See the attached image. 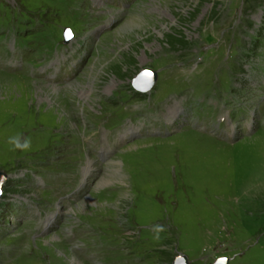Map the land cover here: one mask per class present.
Instances as JSON below:
<instances>
[{
  "label": "rangeland",
  "instance_id": "1",
  "mask_svg": "<svg viewBox=\"0 0 264 264\" xmlns=\"http://www.w3.org/2000/svg\"><path fill=\"white\" fill-rule=\"evenodd\" d=\"M112 1L0 0V264H264V103L246 126L235 99L264 93V0ZM66 29L80 64L49 83L39 60L66 50ZM72 50L49 65L67 71ZM147 69L155 84L137 89ZM125 92L143 128L160 124L151 101L171 118L176 95L208 102L196 114L205 127L193 119L132 139L139 124L124 120L107 138L93 125L126 115L114 111ZM93 135L95 149L84 147ZM14 136L30 149L13 151ZM60 165L72 167L50 195L36 171ZM79 182L72 204L55 197ZM87 225L105 236L91 238L92 255L79 249Z\"/></svg>",
  "mask_w": 264,
  "mask_h": 264
},
{
  "label": "water",
  "instance_id": "2",
  "mask_svg": "<svg viewBox=\"0 0 264 264\" xmlns=\"http://www.w3.org/2000/svg\"><path fill=\"white\" fill-rule=\"evenodd\" d=\"M69 32V29H66L65 31V41H69L71 38H66V33ZM148 73H150L151 75H148ZM157 75L155 72L150 71V70H144L141 74L140 77L138 79L135 80L134 82V86L137 89H142V90H149L153 87V85L155 84ZM0 176H2L3 178L6 177V175H4L2 172H0ZM2 184V180L0 179V186ZM229 259L226 257L223 258H219L215 264H228ZM187 263V257L185 255H180L178 257L175 258V264H186Z\"/></svg>",
  "mask_w": 264,
  "mask_h": 264
},
{
  "label": "clouds",
  "instance_id": "3",
  "mask_svg": "<svg viewBox=\"0 0 264 264\" xmlns=\"http://www.w3.org/2000/svg\"><path fill=\"white\" fill-rule=\"evenodd\" d=\"M8 143L11 144L12 150L15 151L17 149L21 150V151H27L30 149L31 147V141L28 138H24L23 141L21 140L20 136H14V137H10L8 140ZM164 230V226L163 225H154L153 226V231H155L157 234L161 231Z\"/></svg>",
  "mask_w": 264,
  "mask_h": 264
},
{
  "label": "snow or ice",
  "instance_id": "4",
  "mask_svg": "<svg viewBox=\"0 0 264 264\" xmlns=\"http://www.w3.org/2000/svg\"><path fill=\"white\" fill-rule=\"evenodd\" d=\"M71 36H72V33L69 31V32H67L66 33V38H71ZM148 75H151L150 73H148Z\"/></svg>",
  "mask_w": 264,
  "mask_h": 264
},
{
  "label": "bare ground",
  "instance_id": "5",
  "mask_svg": "<svg viewBox=\"0 0 264 264\" xmlns=\"http://www.w3.org/2000/svg\"><path fill=\"white\" fill-rule=\"evenodd\" d=\"M67 59V58H66ZM70 84V83H69ZM90 151V150H89ZM73 208V207H72ZM79 260V259H78Z\"/></svg>",
  "mask_w": 264,
  "mask_h": 264
}]
</instances>
